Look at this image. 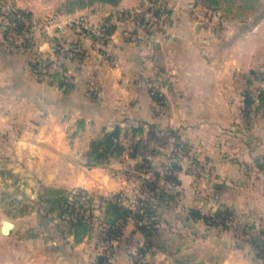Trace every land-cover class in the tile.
Segmentation results:
<instances>
[{"label": "crops", "instance_id": "obj_1", "mask_svg": "<svg viewBox=\"0 0 264 264\" xmlns=\"http://www.w3.org/2000/svg\"><path fill=\"white\" fill-rule=\"evenodd\" d=\"M53 1L0 0V12L4 4L28 12L33 20L39 21L38 51H47L50 38L65 40H61L66 46L62 51L64 57H59L69 61L82 81L72 91H54L34 75L35 63L16 61L24 53L26 56L24 47L17 44L13 46L14 53L11 52L12 46L0 32V131L8 137L0 148V217H8L9 210H31L9 219L0 218V264H109L104 256L107 249L104 251L96 243L89 230L75 232V226L63 218L53 221L44 216L39 218L38 209L44 208L43 201L49 196L43 193V186H51L52 192L58 193L51 198L57 202L54 207L60 209L61 194L73 187L107 192L120 185L114 180L104 182L100 181L102 177L95 178L93 173L102 174V167L78 170L77 145H85L89 140L70 136L74 127L61 121L62 111L86 117V123L93 119L105 126L114 123L123 126L129 114L141 112L144 105L156 114L161 113L159 118L170 122V128L174 129L190 122L189 114L196 119L199 113H216V130H230L231 136L236 137H216V156L224 157L219 161L226 163L220 168H228L229 172L222 174L233 179L229 181V204L235 213L250 209L248 215L253 223L262 222L260 226L264 227V110L256 97L257 87H264V7L253 16L250 11L227 28L216 29V75H213L206 73L203 64L196 63L206 61L199 41L203 37L190 27H174L164 40L148 37L137 18L129 17L127 12L141 0L116 3L96 0L63 14L51 10ZM46 14L54 18L47 20ZM79 15L93 21L107 20L111 25L107 37L99 42L74 25L66 27L58 23ZM157 83L162 89V100L158 103L150 93ZM84 84L96 89L83 91ZM62 100L69 103L66 110L57 106ZM88 106L96 108L97 114L83 110ZM17 114L19 120L15 119ZM198 123L201 127L203 122ZM85 131L84 136L88 137V130ZM248 184L254 188H247L244 193L243 185ZM22 194L36 196L35 205L31 207L22 199L12 198ZM102 208L109 212L104 220L108 222L112 213ZM254 208H260L257 211L261 214L253 212ZM5 220L12 223L8 233L2 232ZM118 222L121 223L117 224L118 234L108 246L113 257L110 264H131V253L144 243L145 237L134 218L128 216L115 223ZM159 253L155 254L158 258L165 255Z\"/></svg>", "mask_w": 264, "mask_h": 264}, {"label": "rangeland", "instance_id": "obj_2", "mask_svg": "<svg viewBox=\"0 0 264 264\" xmlns=\"http://www.w3.org/2000/svg\"><path fill=\"white\" fill-rule=\"evenodd\" d=\"M93 1L96 0H54L52 9H50L63 14V11H70L74 7H82ZM148 1H156L163 8L158 23L151 22L140 14L127 15L134 19L137 18L139 26L147 31V35L151 39L159 37L160 40H164L169 37L174 27L177 29L190 27L196 35L203 37L199 41L202 50L205 51L204 54L202 51V55H205L206 61H196V63L203 64L202 66L207 69L206 73L213 75H216V29L227 28L231 22L245 18L250 11L253 16L261 11L260 7H264V0H141L135 6ZM2 7L0 32L4 40L9 43V46H12L11 52L14 53L15 47L13 46L17 44L23 46L26 51V56L23 52V57L21 59L17 57L16 61L35 63L33 65L35 67L32 68L34 75L38 79L42 78L54 91H72L77 83L82 82L81 78L77 76L79 72L74 71L69 61H63L59 57H64L62 51L66 49V46L62 41L65 40H59L56 37L58 48L53 50L49 46L52 40L50 38L47 40V51H38L37 38L41 37L39 21L24 14L27 22L19 20L23 25L19 26L16 21L18 19L14 17V13L18 9L4 4ZM46 16L47 20L49 17L54 18L52 15L46 14ZM84 17L90 19L87 16ZM68 18L65 20L63 18L58 23L71 27L67 21ZM106 22L110 27V23L107 20ZM79 31L84 33L81 29ZM19 39H21L20 43L17 42ZM25 57L27 60L24 59ZM66 75L72 81V87H65L61 84V80H65ZM157 85L150 88V93L158 103L162 100V89L159 83ZM260 87L256 89V97L259 104L262 103L263 106L259 107L264 110V87L261 89ZM95 89L94 85L84 84L83 91L92 92L91 90ZM76 92V97H78L79 91ZM77 101L79 106V98ZM57 106L61 110H66L69 103L62 100L60 106ZM83 110L88 114H97L98 112L93 106L83 107ZM257 113L260 111L257 110ZM160 114H156L144 105L141 112L131 114V116L129 114V119L124 121L119 134L122 151L120 153L113 152L109 155L108 161L103 164L87 165L86 154L90 142L101 138L104 131L114 129L116 123L105 126L93 119L86 123V117H77L74 112L62 111L60 113L61 121L66 125L72 123L71 127H74L70 136H77L81 141H83L82 137L89 140L85 145H77L78 170L81 168L83 170L92 168L101 170L99 167H102V174L93 173L95 178L101 179L102 177L103 180L100 181L104 182L105 180L108 182L114 180L113 182L120 185L118 189L107 192L88 191L82 187H73L61 194L63 197H67V204L62 205L60 209L54 207L57 202L51 198L58 193H53L51 186H43V193L49 196L45 202L43 201L44 208L38 209L39 218L44 216L47 220L53 221L54 218L60 219L71 215L76 217L77 215L87 221L91 220L89 233L93 235V239L99 246H102L104 251L107 249L104 256L107 258V263L110 264V259H113L110 252L111 247H108L110 239L107 238V234L110 233L106 232L107 222L104 221L106 220L105 215L109 216V212L102 208L103 206L104 209L107 208L106 201L128 206L135 211L136 206L143 209V203L148 198L149 200L153 199V194L156 196L161 194L164 196L163 200L167 201L162 206H167L159 211L161 206L158 201H155L152 206H159V210H156L155 214L151 211L154 216L149 218L151 226L157 225V228H154L156 231L151 232V238L155 243L151 245L144 242L140 247L137 246L129 257L131 264H177V260H186L187 264H264V227L260 226L262 222L253 223L254 220L250 218V209L235 213L231 208L229 181L231 182L233 179L229 180L228 174L224 178V171L229 173L228 168L221 169L220 165L226 163H222L219 159L224 157L216 156L218 150L216 137L221 136L225 139L236 137L231 136L230 130H216V113H199L196 119H193L195 115L189 114L190 122L177 129L170 128V122L167 123L163 118H159ZM19 116L20 114L15 115V119L19 120ZM166 117L168 118V115H165ZM80 119H83V122ZM51 120L48 118V121ZM198 121L203 122L201 127L199 125L201 123ZM172 124L174 125V122ZM85 130H88V137L84 136ZM256 132L261 133L260 131ZM68 133L65 131V134ZM91 135L93 136L91 137ZM4 138H8L7 133L0 131V148ZM1 151L3 150L1 149ZM243 188L244 193H247V188H254V185H243ZM14 197L16 200L22 199L31 207L37 202L36 196L30 197L22 194L21 197L13 195L12 198ZM90 199L93 201L90 202ZM192 210H199V216L191 215L190 211ZM257 210L260 208H254L253 212L261 214ZM6 212L8 217L2 215L0 218L9 219L12 216L15 217L17 213L22 214L31 212V210L19 209ZM248 213L250 214L248 215ZM187 216L190 217L185 219ZM141 247L144 250L143 253L139 251ZM160 251L165 252V255L158 258L155 254Z\"/></svg>", "mask_w": 264, "mask_h": 264}, {"label": "trees", "instance_id": "obj_3", "mask_svg": "<svg viewBox=\"0 0 264 264\" xmlns=\"http://www.w3.org/2000/svg\"><path fill=\"white\" fill-rule=\"evenodd\" d=\"M102 1H106V2H110V3H116L118 0H102ZM24 12V11H23ZM25 15H30L28 12H24ZM16 20V18H14ZM18 22V25H22V23L19 20H16ZM23 26V25H22ZM21 28V27H20ZM19 28V29H20ZM110 27H107V35L110 32ZM61 47V46H60ZM63 86L65 87H72L73 83L70 84H65V83H61ZM121 132V126L116 123L114 125V129L110 130V131H104V133L102 134L101 138L99 139H94L90 142L89 144V150L87 151V161L86 164L87 165H96V164H103L106 161H108L109 159V155H111L113 152H121L123 147L120 144L119 141V134ZM137 146V144H136ZM138 148V147H137ZM137 151V150H134ZM132 154V153H131ZM133 155V154H132ZM175 180V179H174ZM153 199L148 198V200L146 199V202L143 203V209L140 206H136L135 207V211L131 210L130 207L128 206H121V205H117L115 203H112L110 201H106L107 204V208L106 210H110L111 213L113 214L112 217L108 218V222L106 223L107 226L105 228L108 235V239H111L112 236L115 237L118 234V228H117V224L115 223L118 220L120 221H124L126 219V217L128 215H130L132 218H134L135 222H136V227L138 228V230H140L145 239V243L146 244H151L153 245L155 243V241L151 238V232L156 231V229H154L155 227L157 228V225L155 224V227L151 226V223H149V218L153 217L154 214L156 213V210H159L158 207L161 206V210L165 209V207L167 205L162 206V204H165L167 201L163 200L164 196L161 194H158L159 196H156V194H153ZM156 196V197H155ZM150 198H152V196H150ZM93 199H90V202H92ZM158 201L159 206H152V204ZM68 202H70L68 200ZM164 202V203H163ZM67 204V197H63L62 196V205H66ZM154 212V214L152 212ZM191 215L193 216H199V210H192L190 211ZM190 216L185 217V219H188ZM63 219H65L66 221H68V223H71V225L75 226V229L77 231H80L82 229V231L85 230H89V224L91 222L87 221L86 219H84L83 217H72V215L69 217H63ZM154 230V231H153ZM112 234V236H111ZM106 236V235H105ZM151 238V239H150ZM140 252H144L143 248L141 247L139 249ZM177 264H187L186 260H177Z\"/></svg>", "mask_w": 264, "mask_h": 264}, {"label": "built area", "instance_id": "obj_4", "mask_svg": "<svg viewBox=\"0 0 264 264\" xmlns=\"http://www.w3.org/2000/svg\"><path fill=\"white\" fill-rule=\"evenodd\" d=\"M154 1V0H152ZM145 2V1H144ZM141 3L138 6H134L130 9H128V14L133 15V13L140 14L143 17L147 18L151 22L158 23L159 22V16L163 12V8L156 2L148 1L145 4ZM14 17H16L18 20H23L24 22H27L26 16L24 13L20 10L16 11L14 13ZM70 25H76L81 29L84 34H87L91 36L93 39L101 42L107 37V27L108 23L105 19L100 20L99 22H94L91 19H87L84 16H76V17H70L67 19ZM49 46L55 50L58 48V43L56 39H52L49 43ZM65 74V73H64ZM62 83L70 84L72 81L70 78H67V75L65 77V80H61Z\"/></svg>", "mask_w": 264, "mask_h": 264}, {"label": "water", "instance_id": "obj_5", "mask_svg": "<svg viewBox=\"0 0 264 264\" xmlns=\"http://www.w3.org/2000/svg\"><path fill=\"white\" fill-rule=\"evenodd\" d=\"M11 227H12V223L8 220H5L2 226V232L8 233Z\"/></svg>", "mask_w": 264, "mask_h": 264}]
</instances>
